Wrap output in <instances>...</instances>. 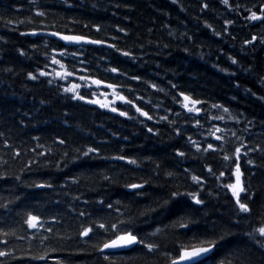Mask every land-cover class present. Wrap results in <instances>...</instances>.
<instances>
[{"label":"trees","instance_id":"trees-1","mask_svg":"<svg viewBox=\"0 0 264 264\" xmlns=\"http://www.w3.org/2000/svg\"><path fill=\"white\" fill-rule=\"evenodd\" d=\"M204 2L209 4V8L201 11L200 5ZM35 3L46 13L45 17L36 15L32 0H0V132L4 133L0 136V170H3V161H7L8 171L20 174L23 179L19 187L10 178L6 181L0 180V194L7 195L11 189L25 197L18 202L19 207L11 206L10 221L16 219L17 212L22 213L25 210H34L45 217L57 215L62 224L53 225L58 233L49 241V246L56 247L59 251L51 253L52 256L67 257V264H107L91 247L99 237L92 240L77 237L79 225L83 223L77 212L86 210L93 218L107 216L110 212L115 215L106 205L113 203L115 207L119 202L125 217L130 215L135 218L133 228L139 229L140 234L150 233L154 226L163 227L168 224L175 218L172 213L179 211V206L174 201H169L166 206H158L160 201L167 198L170 188L178 184L181 191L196 190L194 183L182 171L187 168L191 173L204 175L207 180L204 190L200 192L201 198L205 199V206L195 214V219L201 225L208 224L210 228L213 223L217 228L228 227L231 232L220 242L217 255L210 264H218V261L225 258H231L232 264H239V253L245 252L255 257V264H264V253L245 235L253 226H259L261 211L264 210V152H249L245 157L243 152L246 149H242L239 163L244 173V186L250 187L254 193L252 201L249 202L252 212L248 219L241 221L240 227H231V222L236 217L233 215L234 203L229 199L230 192L224 190L216 196L219 191L218 182L202 170L204 164H209L218 174L223 170L222 163L227 162H222L211 152L196 158L195 149L189 151L185 140L174 136L165 122L156 123L160 117L167 115L169 120L175 119L182 129H186V136L191 135L198 141L207 139L213 143L219 142L213 141L207 135L211 126L219 124L221 128L225 127L222 121L209 120L204 123L202 120L204 127L198 129L177 118L175 113L182 109L171 99L175 94L169 88L168 82L171 81L177 84L179 91L206 102L198 107L208 108L216 103L229 108L234 115L241 114L240 124L227 121V127L232 130H242L246 126V120L253 121L248 126L249 131L243 132V136L248 147L260 144L264 149V100L259 99L264 96V85L257 78V74L264 75V44L259 41V37L264 36V23L244 19L248 14L244 7L255 11L252 6L264 3V0H230L233 5L244 6L235 11L221 4L220 0H177L176 4L172 0H35ZM226 19L233 20L234 24L225 25L223 21ZM7 20H12L13 23L8 24ZM205 22L223 35H214ZM93 25H99L100 31L97 32ZM34 28L48 32L60 31L64 34H83L133 51L135 59L125 57L108 47H84L81 59H85L86 64L76 63L75 68L79 70L86 66L89 72L77 71V75H92L111 83H131L135 96L143 97V100H136V103L154 119L147 121L135 113L134 109L119 101L116 102L117 107L138 118L128 120L96 105L71 101L66 98V94L57 93L55 83L49 85L46 82L52 77H39L36 81L28 79L29 71L37 72L41 68L48 72L53 68L58 70L59 66L52 65L48 57L56 55L64 46L58 40L39 34L21 35ZM120 28L126 32H120ZM224 28H227V33H224ZM170 32L172 35H169ZM251 35H256L258 40L245 45L243 41L250 39ZM33 44L36 48L32 47ZM53 48L57 53L52 52ZM77 48L68 47V51H75ZM21 50L23 55L20 54ZM229 57L235 58L238 64L232 65ZM64 63L69 70L72 69L70 57ZM249 65L255 69L254 72L242 71ZM109 66L119 67L122 72L127 73V77L139 75L142 81H128L127 77L117 78L116 74L105 73L103 70ZM143 81L158 84L168 95L150 88ZM248 89L255 95H251ZM101 90L110 91L103 87ZM85 92L82 87L81 93ZM124 95L130 99L135 98L127 91H124ZM169 108L172 109L171 112L166 111ZM66 113L70 115V119H66ZM216 114L217 110L212 109L211 115ZM200 115L204 116V113ZM146 126L158 127L160 134L153 136L147 133ZM200 132L204 135H200ZM113 133L116 135H112ZM237 134L240 135L241 132L237 131ZM57 136L64 138L66 144H54ZM34 137L39 139H33ZM5 139L11 148L4 144ZM232 139L229 135V140ZM37 144L44 145L38 151L47 153L51 148L52 152L37 157L32 151ZM86 145H99L104 157L116 155L122 150L123 154L137 158L138 162H144L137 168L126 165L125 162L102 158L74 159L77 155L75 150ZM234 146L238 144L226 145L229 153ZM12 148L20 151L19 157L10 155ZM176 148L185 151L187 158L176 157ZM65 151L69 154L67 157L63 156ZM247 159H252L254 164L248 165ZM29 160H38L39 163L32 164L31 171L20 173V168ZM152 162L160 164L159 179L151 175ZM165 169L174 171L177 180L170 183L163 176ZM101 173L113 176L114 182L101 181ZM69 177H76L80 183L74 185L69 180L64 187L65 180ZM141 178L150 179V183L145 185L141 195H131L130 192L136 190H129L125 185L139 183ZM231 180L225 171L221 182L228 183ZM32 181L51 182L54 188H30L27 185ZM209 190L213 193L212 196L208 195ZM77 196L81 197L79 201L75 199ZM241 197L243 199L244 193ZM99 199L104 200L103 206L95 203ZM84 200L89 203L85 205ZM148 206L155 211L140 216L139 210ZM4 212V209H0V213ZM21 235L25 233L17 227L16 236ZM16 236L5 237L9 240V247L15 249L16 256L29 251H43L36 241H21ZM58 236H70L71 239H61ZM185 239L182 232L170 231L158 239L161 244L159 251L149 253L146 249L137 247L134 251L117 253L116 264H167L168 257L163 253L172 250ZM233 253H237V257L234 258ZM6 264L44 262L21 260L6 261ZM47 264L54 262L50 259Z\"/></svg>","mask_w":264,"mask_h":264},{"label":"snow or ice","instance_id":"snow-or-ice-1","mask_svg":"<svg viewBox=\"0 0 264 264\" xmlns=\"http://www.w3.org/2000/svg\"><path fill=\"white\" fill-rule=\"evenodd\" d=\"M173 4L177 3V0H172ZM220 3L227 6L228 8L240 9L244 7L240 4H231L230 0H220ZM33 7L36 9V15L39 17H45L46 13L39 9L36 5L35 0H32ZM118 7V5H117ZM201 11L208 9L209 4L204 2L200 5ZM253 8L256 10L253 11L252 8L244 7V11L248 14L244 17L246 21H259L264 23V3H260L259 5H253ZM8 24L13 23L12 20L6 21ZM43 23V21H41ZM75 23V21H73ZM225 25L234 24L233 20L226 19L223 21ZM206 27L211 29L216 36H222V32L216 31L211 24H207L205 22ZM84 27H88L84 25ZM93 28L97 32L100 31L99 25H93ZM120 32H126L125 29L120 28ZM227 28H224V33H227ZM43 33V29H31L28 33H21V35H38ZM49 35L58 37L59 40L66 42L64 46L59 50L55 48L52 49L53 53H57L56 55H51L48 57L50 63L52 65H58L59 69L53 68L51 72L45 71L43 68L39 69L37 72L29 71L27 73L28 79L32 81H36L39 77H52L48 79L46 82L49 85L55 83L57 93L66 94V98L71 101L80 102L83 104L96 105L100 109H106L112 113H116L121 117H125L128 120L137 119L138 117L134 115H130L129 111L121 110L116 106V102H121L122 105H126L131 109H134L135 113H138L140 117L146 118L147 121H152L154 117L149 114V112L145 111L142 107H140L136 100H143V97L135 96V89L131 86V83L122 84V83H111L106 82L103 79H98L92 75H77V71L88 73V67H82L79 70L75 68L76 63L80 65H85L86 60L81 59L83 57V48L85 45H99L106 46L110 49H114L117 53L128 57L130 59H135V53L130 50H124L119 47L115 43H109L107 40L103 39H93L89 36L83 34H64L60 31H54L49 33ZM169 35H172L170 32ZM235 39V37H232ZM2 39V38H0ZM115 39V37H113ZM190 39V37H189ZM258 40L256 35H251L250 39H245L243 43L245 45L253 44ZM259 41L261 44H264V36L259 37ZM72 45H79V47L75 51H68V47ZM33 48H36V45L33 44ZM167 47V45H165ZM187 51V49H185ZM23 55V51L20 52ZM59 56V58H57ZM71 58L72 61V69L69 70V67L64 63L66 58ZM232 65L238 64V61L235 58L229 57ZM45 67H48L45 64ZM105 73L116 74L117 78L127 77V73H124L120 70L119 67L109 66L103 70ZM222 71L227 72V69H222ZM242 71L247 73H252L255 69L249 65L247 68H243ZM234 75V73H233ZM75 77V79H70ZM257 78L259 82L264 85V75L257 74ZM128 81H142V77L139 75H133L131 77H127ZM77 80L79 82H77ZM64 82V83H61ZM143 83L148 84V86L152 89H156L159 92H164L165 95H168L166 90L159 86L156 83H151L149 81H143ZM169 88L175 91V94L172 95L171 99L173 103L179 104L182 111L176 112L175 116L177 118H181L183 123L192 125L195 128L202 129L204 127V123H207L209 120H217L225 123V127L221 128L219 124H213L208 131L207 135L212 138L213 141L219 143L208 142L207 139L204 141H198L192 138L191 135H185L186 129H182L177 121L169 120L168 116H162L157 120L156 123H160L161 121L165 122L166 125L171 129V132L174 136L179 137L180 139L185 140V144L188 147L189 151L191 149H195L196 158L204 156L208 153H215L217 158L222 162V169L217 174L216 171L209 164H204L202 166V170L206 175L210 178H214L217 181V188L219 191L215 194L219 196L221 192L227 190L230 192L229 199L233 201L235 206V211L233 215L236 217L235 221L231 222V227H240V223L242 220L248 219L252 209L250 208L249 202L252 201L254 193L251 191L250 187H245L242 177L244 173L241 171L240 167V159L242 149H246L243 152L245 157L248 156L249 152H264V149L261 148L260 144H256L254 147H248L245 137L243 136V132L249 131L248 126L253 124V121L246 120V126L242 130H232L227 127V121H233L236 124L241 123L240 116L241 114H233L231 110L225 107L222 104L213 103L210 107H198V105L206 104L205 101L200 99H193L190 95L185 94L183 91H179L177 84L168 82ZM86 90L85 94L81 93V88ZM106 88L110 91H102L101 88ZM95 88L96 90H93ZM264 90V89H262ZM124 91L129 92L130 95L134 96V99H130L129 96L124 95ZM251 95H255V93L251 92V89L247 90ZM111 96L109 100L108 97ZM259 99L264 100V96L259 97ZM149 103H151L149 101ZM159 105H154V107H158ZM216 109L217 114L211 115V110ZM166 111L171 112L172 109H166ZM204 113V116H201V113ZM66 119H70L69 114H65ZM202 120L204 123H202ZM143 123V121H141ZM147 133L158 136L160 134V129L158 127H147ZM237 131H240L241 134L238 135ZM217 133H220L217 135ZM200 135H204L203 132L199 133ZM4 133L0 132V136H3ZM112 135H116L113 133ZM229 135L233 138L231 141L229 140ZM33 139L38 140L39 138L34 137ZM127 139V138H125ZM54 144L57 145H65L66 140L59 136L53 141ZM106 143V142H101ZM228 143H233L234 145L238 144V146H234V149L231 153L228 152L226 145ZM4 144L11 148L7 139H5ZM44 145L37 144L36 148H33L32 151L36 153L37 157L46 156L48 153L52 152V149L49 148L46 152L38 151L37 149L43 148ZM77 155L74 159L81 158H102L116 162H125L126 165H134L137 168L140 167V164L143 163V160L138 162L137 158L123 154V151L120 150L116 155L110 157H104L101 153V147L99 145H86L83 148H77ZM20 151L18 149L12 148L10 155L14 157L20 156ZM69 154L67 151L63 152V156L67 157ZM174 155L178 158H187L186 152L181 151L180 148H176ZM38 164V160H29L23 164L20 168L19 172L24 173L26 171H31L32 164ZM246 163L248 165H253L254 161L252 159H247ZM153 168L151 171L152 177L159 179L160 177V164L158 162H152ZM59 167V164L56 165ZM3 170H0V180H8L9 178L16 182V187H19L21 183H23L22 176L16 173H10L7 169V161H3ZM184 175L194 183L196 186L195 191L184 190L181 191L178 184L175 185L174 188H170L167 193V198L160 201L158 206H166L169 201H174L177 206H179V211L172 213L175 217L168 224L163 225V227L157 225L153 227L152 232L140 234L139 229H134L133 224L135 218L133 216L125 217V213L121 211V207L119 206V202H117V206L114 207L113 203H108L106 205L107 209L113 210L115 215L111 212L107 216H101L97 218H93L92 214L86 210H79L77 212L78 218H80L83 223L79 225L77 231V237H87L88 240H92L94 237H99L95 242L91 245V247L95 250V252L99 253L103 260L107 262V264H116L117 253L121 251H134L137 247H141L146 249L149 253L154 251H159L161 248V244L158 242V239L164 236L168 232L179 233L182 232L186 239L179 244H176L174 248L170 251L164 252L163 254L168 257L167 264H210L218 251V246L221 241H223L226 235H230V228L220 226L217 228L213 223V226L210 228L208 224L201 225L200 222L195 219V214L200 212V208L205 206V199H202L200 196V192L204 190L207 180L204 175H197L191 173V171L187 168L182 170ZM225 171L228 172V178L231 180L234 177V180L231 182L223 183L221 182V178L225 177ZM163 176L169 179V182L172 183L177 180V175L172 170L165 169L163 171ZM99 179L106 183H113L114 177L110 176L106 173L99 174ZM69 180L72 184L78 185L80 181L76 177H69L65 180L66 187L68 185ZM150 183V179H140L139 183H127L125 187L129 190H136L130 192L131 195H141L142 191L145 188V185ZM30 188L36 189H53L54 185L51 182H35L32 181L27 185ZM244 193V197L242 199L241 194ZM209 196H212L213 193L209 190ZM25 197L22 193H18L14 190H8L7 195L0 194V209H4V213H0V264H6V261H42L44 264H47L48 260H52L54 264H67V257L61 258L59 256H52L51 253H56L59 251L56 247H50L49 241L53 238L54 235H57L58 230L54 229V224H62V220L57 215H52L51 217H45L42 213H36L34 210L29 211L25 210L22 213L17 212L16 219L10 221V215L12 212V205H16L19 207L18 202H20ZM77 201L81 199L80 196L75 197ZM83 203L87 205L89 202L84 200ZM95 203L99 205H104V200L99 199L95 201ZM199 206V207H198ZM155 209L151 206L144 208L143 210H139L140 216H145L154 212ZM19 227L25 233V235L16 236V229ZM246 237L253 245L264 253V210L261 211V215L259 218V226H253L250 231L245 233ZM16 236L18 240L29 239L36 241L40 246H42L43 251L39 253L25 252L21 256L15 255V249L9 247V240L5 239V237ZM58 238H67L71 239L70 236L63 237L58 236ZM107 250V251H106ZM233 257H237V253L232 254ZM239 264H255V257L250 253H239ZM218 264H232L231 258H225L218 261Z\"/></svg>","mask_w":264,"mask_h":264},{"label":"water","instance_id":"water-1","mask_svg":"<svg viewBox=\"0 0 264 264\" xmlns=\"http://www.w3.org/2000/svg\"><path fill=\"white\" fill-rule=\"evenodd\" d=\"M41 35H43V36H47V37H51V38H54V39L59 40L58 37L51 36V35H49V33H41ZM59 41L62 42L64 45H65V43H66V42L61 41V40H59ZM76 46H79V45H72V46H69V47H76ZM90 46H99V45H90ZM106 251H107V250H106ZM121 252H127V250H125V251H121ZM121 252H118V253H121Z\"/></svg>","mask_w":264,"mask_h":264},{"label":"bare ground","instance_id":"bare-ground-1","mask_svg":"<svg viewBox=\"0 0 264 264\" xmlns=\"http://www.w3.org/2000/svg\"><path fill=\"white\" fill-rule=\"evenodd\" d=\"M255 79V78H254Z\"/></svg>","mask_w":264,"mask_h":264}]
</instances>
